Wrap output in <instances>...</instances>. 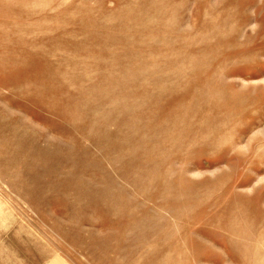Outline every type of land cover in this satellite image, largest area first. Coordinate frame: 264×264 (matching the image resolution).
<instances>
[{"label": "rangeland", "instance_id": "374dc122", "mask_svg": "<svg viewBox=\"0 0 264 264\" xmlns=\"http://www.w3.org/2000/svg\"><path fill=\"white\" fill-rule=\"evenodd\" d=\"M264 264V0H0V264Z\"/></svg>", "mask_w": 264, "mask_h": 264}, {"label": "crops", "instance_id": "0c3cea01", "mask_svg": "<svg viewBox=\"0 0 264 264\" xmlns=\"http://www.w3.org/2000/svg\"><path fill=\"white\" fill-rule=\"evenodd\" d=\"M47 264H70L68 261H64L61 258L55 257L51 261L46 262Z\"/></svg>", "mask_w": 264, "mask_h": 264}]
</instances>
